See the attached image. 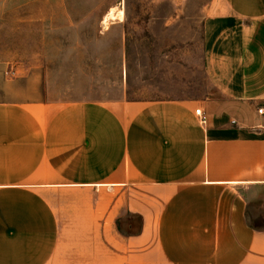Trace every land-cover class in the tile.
<instances>
[{"label":"crops","instance_id":"0c3cea01","mask_svg":"<svg viewBox=\"0 0 264 264\" xmlns=\"http://www.w3.org/2000/svg\"><path fill=\"white\" fill-rule=\"evenodd\" d=\"M195 10L201 57L183 95L2 84L0 264H264V222L250 223L264 211V0Z\"/></svg>","mask_w":264,"mask_h":264},{"label":"rangeland","instance_id":"374dc122","mask_svg":"<svg viewBox=\"0 0 264 264\" xmlns=\"http://www.w3.org/2000/svg\"><path fill=\"white\" fill-rule=\"evenodd\" d=\"M204 2L0 0V98L6 80L25 76L63 100L183 95L201 57L195 9ZM261 221L263 210L252 214L251 224Z\"/></svg>","mask_w":264,"mask_h":264},{"label":"built area","instance_id":"2783aa9c","mask_svg":"<svg viewBox=\"0 0 264 264\" xmlns=\"http://www.w3.org/2000/svg\"><path fill=\"white\" fill-rule=\"evenodd\" d=\"M257 114H259L261 116H264V106L258 108ZM196 115H197V117L199 119L200 124L204 126L206 121H205V118L201 115V111L200 110H196Z\"/></svg>","mask_w":264,"mask_h":264},{"label":"bare ground","instance_id":"6f19581e","mask_svg":"<svg viewBox=\"0 0 264 264\" xmlns=\"http://www.w3.org/2000/svg\"><path fill=\"white\" fill-rule=\"evenodd\" d=\"M112 14H113V13H112V12H110V13L108 14V16H107V17H108V18L112 17ZM113 18H114V17H113Z\"/></svg>","mask_w":264,"mask_h":264}]
</instances>
